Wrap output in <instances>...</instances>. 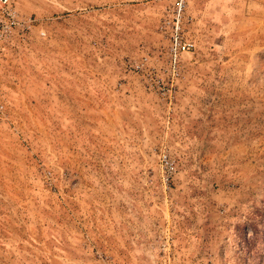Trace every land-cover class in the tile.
Masks as SVG:
<instances>
[{
	"label": "rangeland",
	"instance_id": "374dc122",
	"mask_svg": "<svg viewBox=\"0 0 264 264\" xmlns=\"http://www.w3.org/2000/svg\"><path fill=\"white\" fill-rule=\"evenodd\" d=\"M10 1L0 264H264V0Z\"/></svg>",
	"mask_w": 264,
	"mask_h": 264
},
{
	"label": "built area",
	"instance_id": "2783aa9c",
	"mask_svg": "<svg viewBox=\"0 0 264 264\" xmlns=\"http://www.w3.org/2000/svg\"><path fill=\"white\" fill-rule=\"evenodd\" d=\"M184 8V0H173V15L170 34V47L168 51V62L172 68L176 66L181 53H187L192 49V44L186 40H182L181 24L182 10ZM37 21L31 16H24L17 12L10 0H0V56L3 49L14 39H23L28 36L33 29H36L38 36H43L44 32L40 29ZM5 115V101L1 92L0 84V118ZM165 169L168 173L172 170L171 163L162 156L161 158Z\"/></svg>",
	"mask_w": 264,
	"mask_h": 264
}]
</instances>
